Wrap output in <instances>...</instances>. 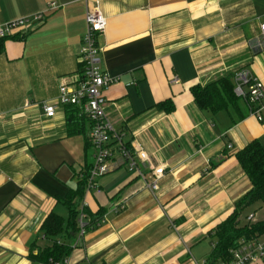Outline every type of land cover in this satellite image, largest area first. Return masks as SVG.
I'll list each match as a JSON object with an SVG mask.
<instances>
[{"label": "crops", "instance_id": "crops-1", "mask_svg": "<svg viewBox=\"0 0 264 264\" xmlns=\"http://www.w3.org/2000/svg\"><path fill=\"white\" fill-rule=\"evenodd\" d=\"M96 1L107 18L101 66L119 77L104 91V111L166 170L152 192L115 157L83 199L105 212L103 222L79 234L66 264H204L212 230L251 189L236 153L255 139L264 145V108L262 121L250 113L234 122L233 108L199 109L191 89L241 68L264 84V49L250 46L262 35L264 0H0V24L45 14L0 54V264H43L29 258L31 246L51 212L68 215L60 199L94 161L86 136L68 135L66 107L48 118L43 104L76 79L86 11ZM167 99L172 112L156 107ZM140 167L150 181L149 165ZM250 214L264 220V204L249 207L241 223Z\"/></svg>", "mask_w": 264, "mask_h": 264}, {"label": "built area", "instance_id": "built-area-1", "mask_svg": "<svg viewBox=\"0 0 264 264\" xmlns=\"http://www.w3.org/2000/svg\"><path fill=\"white\" fill-rule=\"evenodd\" d=\"M49 7L56 9L58 6L56 3H51ZM44 19V13H37L31 17H22L0 24V38L15 35L20 29L27 30L30 25L39 24ZM86 22L87 30L80 49V71L76 74L74 81L61 84L56 102L43 104L44 114L48 118H53L58 107L74 105L77 107L79 116L87 118L91 122L89 139L93 146L94 161L91 163L87 190L98 187L96 180L114 169V159L119 156L129 171L140 175L145 180L148 189L154 192L159 188V181L164 177L166 168L163 165L155 164L144 149H135L131 142L128 144L126 131L116 129L104 111V91L118 82L119 77L110 75L101 66L102 46L100 38L106 32L107 18L100 9L99 1L88 6ZM260 28L262 35L254 39L250 45L255 54L264 49V23L261 24ZM234 81L236 95L243 99L248 97L255 105V109L251 113L255 114L259 121H262L263 82L247 68L236 71ZM177 82L178 77L175 75L172 77L171 83ZM140 163L149 165L150 181L145 178ZM81 207H86V205L83 203ZM253 218V214L247 217L248 220H253ZM85 226L86 214L82 212L80 215V235H84L86 232ZM66 261L67 259L64 262H51L50 264H66ZM250 263H264V236L241 241L240 245L233 251L232 259L219 264Z\"/></svg>", "mask_w": 264, "mask_h": 264}, {"label": "trees", "instance_id": "trees-1", "mask_svg": "<svg viewBox=\"0 0 264 264\" xmlns=\"http://www.w3.org/2000/svg\"><path fill=\"white\" fill-rule=\"evenodd\" d=\"M21 39L19 35L0 38V54L5 52V43L8 39ZM235 73H230L207 85H194L191 89L194 101L199 109L217 114L233 108L237 113L234 122L242 120L255 109L254 103L247 97L243 99L235 93ZM68 135L84 134L86 136V156H90L93 149L89 139L91 122L79 116L77 107L66 105ZM161 111L172 112L175 109L171 99H167L156 106ZM130 144V142H128ZM236 157L245 174L251 182V189L236 203L234 211L213 230L215 246L211 255L204 264H219L230 261L233 251L241 241H248L264 236V220H248L241 223V216L256 203L264 204V145L255 139L243 149L237 151ZM91 164L87 162L85 170L80 175L82 179L76 190H70L60 199L67 208L68 215L63 217L57 212H51L42 224V233L31 246L29 258L33 262L50 264L64 262L71 254L74 240L79 236L80 215L86 214V232L94 230L103 222L105 212L101 209L95 213L87 207H81L88 187V178ZM44 241L40 243L39 240Z\"/></svg>", "mask_w": 264, "mask_h": 264}, {"label": "rangeland", "instance_id": "rangeland-1", "mask_svg": "<svg viewBox=\"0 0 264 264\" xmlns=\"http://www.w3.org/2000/svg\"><path fill=\"white\" fill-rule=\"evenodd\" d=\"M67 215H65L64 217H66ZM257 218V217H256ZM258 219H254L253 221H257Z\"/></svg>", "mask_w": 264, "mask_h": 264}]
</instances>
